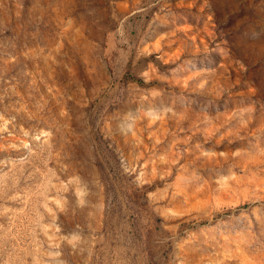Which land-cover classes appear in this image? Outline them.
<instances>
[{
    "label": "rangeland",
    "instance_id": "1",
    "mask_svg": "<svg viewBox=\"0 0 264 264\" xmlns=\"http://www.w3.org/2000/svg\"><path fill=\"white\" fill-rule=\"evenodd\" d=\"M0 264H264V0H0Z\"/></svg>",
    "mask_w": 264,
    "mask_h": 264
}]
</instances>
